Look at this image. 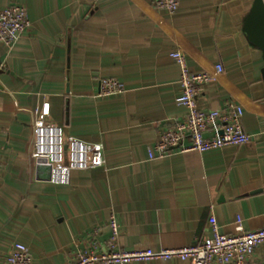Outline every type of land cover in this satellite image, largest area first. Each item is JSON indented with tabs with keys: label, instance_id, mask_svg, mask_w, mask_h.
Masks as SVG:
<instances>
[{
	"label": "crops",
	"instance_id": "crops-1",
	"mask_svg": "<svg viewBox=\"0 0 264 264\" xmlns=\"http://www.w3.org/2000/svg\"><path fill=\"white\" fill-rule=\"evenodd\" d=\"M254 1L180 0L169 14L154 0H0L23 5L30 21L12 46L0 43V264L18 242L33 264H68L93 237L107 245L112 216L122 250L196 244L211 235L212 213L221 233H235L237 217L245 230L264 227V55L245 31ZM174 50L192 72L213 75L195 97L200 109L243 107L248 143L149 157L187 114ZM108 78L126 90L98 97ZM42 101L63 162L73 135L103 144L104 166L51 180V157L33 156ZM262 260L259 246L249 264Z\"/></svg>",
	"mask_w": 264,
	"mask_h": 264
},
{
	"label": "built area",
	"instance_id": "built-area-1",
	"mask_svg": "<svg viewBox=\"0 0 264 264\" xmlns=\"http://www.w3.org/2000/svg\"><path fill=\"white\" fill-rule=\"evenodd\" d=\"M158 8L169 14L179 9L180 0H154ZM30 25L27 9L18 3L0 6V43L12 46ZM171 57L180 65L181 93L176 102L187 109V114L163 129L154 146L149 149V157H163L172 151L206 152L228 145H243L250 141V135L242 126L244 109L241 105L228 102L221 110H202L196 102V95L208 84L213 75L209 72H192L187 57L181 50L171 52ZM217 73L223 72L222 64L215 66ZM126 90L122 81L108 78L101 81L98 97H109ZM35 132L37 150L35 158L43 155L51 157L47 161L51 166V180L67 182L73 169L95 168L106 163L104 147L101 143H88L70 135L68 137V160L63 162V148L57 126L46 121L50 114L49 102L42 101L35 110ZM59 138V141H58ZM213 208V205H212ZM211 235L192 245L168 247L155 250L152 248L122 250L119 248V226L112 216L110 227L112 236L104 248L96 237L91 238L84 248L68 264H127L137 261L171 259L187 260L191 264H249L259 246H264V227L245 230L242 218L237 217L235 233L225 234L219 230L214 213L209 217ZM7 264H33V259L23 243H15L6 257ZM257 264H264V260Z\"/></svg>",
	"mask_w": 264,
	"mask_h": 264
},
{
	"label": "water",
	"instance_id": "water-1",
	"mask_svg": "<svg viewBox=\"0 0 264 264\" xmlns=\"http://www.w3.org/2000/svg\"><path fill=\"white\" fill-rule=\"evenodd\" d=\"M245 31L249 40L261 48L264 55V1L255 0L247 17ZM264 78V68L262 70ZM51 168V167H49Z\"/></svg>",
	"mask_w": 264,
	"mask_h": 264
}]
</instances>
